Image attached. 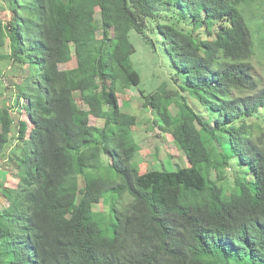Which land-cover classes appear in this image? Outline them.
I'll list each match as a JSON object with an SVG mask.
<instances>
[{"label": "trees", "instance_id": "obj_1", "mask_svg": "<svg viewBox=\"0 0 264 264\" xmlns=\"http://www.w3.org/2000/svg\"><path fill=\"white\" fill-rule=\"evenodd\" d=\"M255 4L264 0H0V60L29 70L16 86L20 153L16 118L0 109V160L19 179L16 189L0 180L11 200L0 264H264V124L249 121L264 119L248 62L264 49ZM132 31L176 70L175 87L140 91L187 157L175 170L142 171L139 114L119 101L142 82Z\"/></svg>", "mask_w": 264, "mask_h": 264}, {"label": "rangeland", "instance_id": "obj_2", "mask_svg": "<svg viewBox=\"0 0 264 264\" xmlns=\"http://www.w3.org/2000/svg\"><path fill=\"white\" fill-rule=\"evenodd\" d=\"M254 11L257 14L256 18L259 21L264 22V4H255ZM251 15L252 14L250 13V16ZM98 16H100L99 13ZM163 16H165V12H163ZM166 16V19L172 22H176L178 19L171 15L169 16V13L166 14ZM2 17L5 20H8L10 18L9 11H3ZM188 19H191V17H188ZM180 25L181 22L177 21L176 26L180 27ZM130 38L136 47V52L132 55V60L142 75V82L139 86H131L126 90V92L119 94V101L121 104L126 100L133 102L130 107H127V110L134 109L133 111H136L139 114V124L133 127V133L140 146L139 155L142 161L141 169L144 172L152 167L154 169H165L167 167L171 168L175 165V170L179 167L177 164L183 166L186 164L188 165L187 157H184L185 153L177 146L173 136L170 133L163 131L159 126L153 124V114L149 108H143L144 106L140 93V91L144 89L147 91H154L164 84H168L171 88L175 87L177 84L173 81V79L174 77H177V74L175 75L174 73L176 70L172 67L169 61L170 59H167V54L159 48L154 50L151 43L147 42L136 31L131 32ZM257 45V52L252 59V64L254 67L255 78L258 82L264 84V49L260 44ZM74 63V61H70L67 64L61 65V67L71 68ZM28 71L27 64H17V66H13L9 63V60H0V109L4 110V107L9 108L10 113L16 118L11 132V140L13 142V146L16 148H14L16 154L17 152H21L20 143H22V141L17 140L18 127L16 123L18 118L20 119L22 116L18 114L17 109L14 108L17 103L18 94L16 86L28 74ZM183 94L189 97L190 100L193 99L198 104L197 98H192V95H189L187 91H183ZM21 102L27 103L28 99L21 98ZM198 108L203 109V107L199 106V104ZM172 110L173 112H176V108L174 106L172 107ZM24 115L25 114H23V117L26 118ZM204 116L207 118L208 114L205 112ZM249 121L264 124L263 118L253 117L249 119ZM90 123L102 126L104 124V119L92 115L90 117ZM177 161H182V163ZM232 172L233 170L229 169L227 174L232 177ZM0 179L5 182L7 187L16 189L19 186L16 165L6 160L0 161ZM108 196H111V194ZM123 202L125 203L127 200L124 199ZM6 204H8V199L6 195L1 194L0 210ZM108 208L109 206L105 202H102L97 206V210L103 212H107Z\"/></svg>", "mask_w": 264, "mask_h": 264}, {"label": "clouds", "instance_id": "obj_3", "mask_svg": "<svg viewBox=\"0 0 264 264\" xmlns=\"http://www.w3.org/2000/svg\"><path fill=\"white\" fill-rule=\"evenodd\" d=\"M256 52H257V49H256V51H255V55H256ZM254 55V56H255ZM254 56H252L249 60H248V62H249V64H252V59L254 58ZM247 61V59L244 61V62H246ZM253 65V64H252ZM253 73H254V70H253ZM26 116V115H25ZM28 123H29V130H28V133H27V138H29L30 137V133H31V130H32V128H33V123L31 122V121H29L28 120ZM0 161H2V160H0ZM1 180V179H0ZM2 181V180H1ZM2 182H4V181H2ZM4 185H5V182H4ZM6 186V185H5ZM2 194V193H1ZM0 194V195H1ZM7 197V196H6ZM7 199H8V204H6L4 207H2L1 208V210H3L4 208H6V207H8V205L10 204V202H11V200H10V198L9 197H7Z\"/></svg>", "mask_w": 264, "mask_h": 264}]
</instances>
